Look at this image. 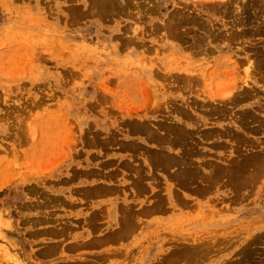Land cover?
<instances>
[{"label": "rangeland", "instance_id": "obj_1", "mask_svg": "<svg viewBox=\"0 0 264 264\" xmlns=\"http://www.w3.org/2000/svg\"><path fill=\"white\" fill-rule=\"evenodd\" d=\"M0 264H264V0H0Z\"/></svg>", "mask_w": 264, "mask_h": 264}, {"label": "bare ground", "instance_id": "obj_2", "mask_svg": "<svg viewBox=\"0 0 264 264\" xmlns=\"http://www.w3.org/2000/svg\"><path fill=\"white\" fill-rule=\"evenodd\" d=\"M250 73V72H249ZM246 79V78H245ZM245 83H246V81H245Z\"/></svg>", "mask_w": 264, "mask_h": 264}]
</instances>
